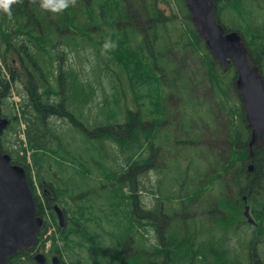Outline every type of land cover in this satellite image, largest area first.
I'll return each mask as SVG.
<instances>
[{
	"label": "trees",
	"instance_id": "16d2710c",
	"mask_svg": "<svg viewBox=\"0 0 264 264\" xmlns=\"http://www.w3.org/2000/svg\"><path fill=\"white\" fill-rule=\"evenodd\" d=\"M181 2L186 11L183 18L190 21L185 3ZM212 2L224 30L238 31L248 47L241 26L230 27L222 22L217 0ZM246 2L233 3L244 21L249 14L240 8ZM157 3L158 0H77L75 7L57 15L22 0L12 6L11 19L0 13V103L10 96L14 86L21 97L18 115L3 114L1 108L0 115L9 120L6 130L17 122V133L20 122L25 125L26 148L17 136L18 148H4L3 132L0 146L12 163L25 169L36 214L44 218L36 246L20 251L9 259L10 264L18 259V264H33L34 249L44 247L47 241L50 253L60 256L61 264H65L63 256L70 264H186L181 254L196 239V233L172 225L170 219H164L170 217L164 210L192 220L195 213L213 217L211 226L227 229L232 228L225 218L229 210L236 209L244 221L242 196L250 202L258 223L255 238L264 239V234L259 233L260 229L264 231V141L254 149L250 160V130L234 87L235 70L233 66L228 68L232 71L228 88L231 86L239 107L229 105L225 72L191 23L180 33L187 37V43L181 37L172 40L169 30L164 36L160 34L162 42H157L159 26L164 28L170 19ZM256 31L261 40V33ZM109 36L118 47L105 51L103 45ZM187 44L203 52L196 54ZM79 48L98 55L100 76L94 86L81 78L69 62ZM4 51L18 56V72L4 69ZM249 52L263 73L256 56ZM120 70L128 81L132 104L127 101L126 87L118 80ZM99 89L102 97L97 99ZM217 94L229 106L228 115L222 111L220 101L213 100ZM203 97L210 99L207 102L210 115L218 123L216 128L195 117L198 105L209 109L206 102H198L204 101ZM52 116L64 119L68 129L53 130L49 120ZM163 131L170 137L166 143ZM193 133L206 139V152L216 154V171L188 179L190 161L177 178L168 179V184L177 188V195L162 180L155 191L151 182L149 188L144 185L142 174L161 169L159 160L174 143V159L180 163L186 159L179 157L180 151L185 147L194 149L200 143ZM104 141L118 146L123 155L124 164H119L118 171L106 169L97 159L102 152L93 145ZM166 145L171 147L166 150ZM26 150L30 152V163ZM58 158L62 163L58 165L63 166L61 173L50 168L51 161ZM86 162L98 172L93 173ZM249 163L253 164L252 172H248ZM212 168L214 164H210ZM69 177L73 180L69 181ZM128 186L133 191L125 192ZM143 189L160 197L159 207L146 208L138 193ZM213 190L219 191L215 197ZM174 200L179 203L177 208L165 207V202ZM55 205L63 212V226L57 222ZM46 217L51 218L57 238L48 235L43 239L49 228ZM150 227L157 233L158 248L150 247L144 238ZM200 255L204 258L202 264L228 263L222 247ZM252 264H264V258L255 254Z\"/></svg>",
	"mask_w": 264,
	"mask_h": 264
},
{
	"label": "rangeland",
	"instance_id": "374dc122",
	"mask_svg": "<svg viewBox=\"0 0 264 264\" xmlns=\"http://www.w3.org/2000/svg\"><path fill=\"white\" fill-rule=\"evenodd\" d=\"M234 0H229L226 3V0H217V6L220 12V19L222 22H224L226 25L230 27H239V25L242 28V35L245 39V41L248 43V47L251 50V52L256 56L257 60L260 63V66L263 70L264 74V0H247V2L243 5V8L240 9L242 11H246L249 14V19L247 21H244L239 13V8L233 4ZM159 6L165 10L167 13L166 15L170 18L169 20L165 21L164 28L162 26H159L158 28V40L157 42H162V35L164 36L165 30H169V34H171V39H175L176 37H181L186 43H187V37L181 36L180 33L185 29V27H191V22L184 20V15L186 13L181 0H160L158 2ZM234 22V23H233ZM233 23V24H231ZM259 30V32L262 35V38L260 40V36L258 35L256 30ZM188 45V44H187ZM190 50L197 53L203 52L202 50L194 49L191 45H188ZM6 54V66H3L4 69L10 68L11 70L18 72L20 69V65L18 63V56L15 53L11 52H5ZM97 60L98 55L96 53L88 48L81 49L79 48L76 52H74L71 55L70 64L71 66L77 70L79 73V76L81 78H84L85 80H89L92 82L93 86L95 85V80L100 76L98 67H97ZM0 60V65H1ZM230 73L232 71L227 70L225 72V75L223 76L224 83L227 84V95L229 99V105L238 106L239 104L236 100V96L231 92V86L229 87V80L228 77H230ZM101 78V77H100ZM118 80L126 87V94L128 95L127 101L129 104H132V96H131V90L128 84V81L126 80L125 74L123 72L118 73ZM20 90L14 86L11 90V94L8 98L4 99L0 103V108L3 111V114L11 115V114H17L20 107L21 97L19 95ZM130 92V93H129ZM98 96L97 99L101 98V90H97ZM221 98V97H220ZM219 95L217 94L216 97L213 98V100H219L220 101V107L224 114L228 115L229 106L227 104H223L220 100ZM95 99L92 102V105H94L97 101ZM204 101L198 100V102H206L209 105V109L206 105H198L195 107V117L197 120H202L203 122H207V125L211 128L218 127V123L215 122L214 117L210 115V104L207 101H210L209 98L203 97ZM123 105V103H120ZM129 106V105H128ZM95 115L92 117L94 118ZM50 120V126L54 130H67L68 125L67 122L58 117V116H52L49 118ZM101 120H104V118H101ZM232 127L234 126L231 123ZM7 128V127H6ZM6 128L3 131V137L5 141H3V147L6 149H9L11 146H14L16 148L19 147V141H21L23 144V147L26 148V139H25V125L20 122L19 130L17 131V122L13 123L12 126L6 130ZM164 135L162 137L165 140V143L169 140V134L165 131ZM198 133L194 134L193 137L197 138ZM17 136V139H16ZM199 137V135H198ZM200 138V143H196V148L194 149H188L184 148L180 151L179 157H185L181 163L178 160L174 159V153H175V147L176 144L174 143V146L170 148L171 146L166 145L165 149H169L168 154L159 160L158 166L161 169H156L152 171H147V174L144 173L141 176V182L148 186L151 182V185H154V191L158 188V184L160 180H162V184L164 185H170L172 188V194L177 195L179 194L177 192V188L174 187L173 184H168V179H174L178 177V172L181 171V168L183 166L187 165L191 161L190 169L192 171L187 172L188 179L196 178L200 176V174L207 173L208 175L211 174L213 171H216V167H218L216 163V154L214 152H206L205 151V143L206 140L203 137ZM76 139V144H77ZM95 148L101 150L102 154L101 157L98 155V158L104 166L107 168L112 167L113 170L118 171L119 170V164H124L123 155L120 153L118 146L114 145L113 143L109 141H104L102 143H96L93 145ZM27 151V150H26ZM27 153L30 154L29 151ZM146 156V152L144 154ZM191 157H195L191 159ZM85 159V157L83 156ZM170 162V167H166V165ZM175 160V161H174ZM62 164L60 159L58 158L56 161H51L50 168L52 171H56L57 173L63 172V166L58 165V163ZM168 162V163H167ZM86 164L90 167V169L93 171V173L98 172L93 166L89 165L88 162ZM210 164H214V168L209 169ZM166 167V168H165ZM164 168V169H162ZM209 169V170H208ZM160 172L161 175L158 174ZM67 174V173H64ZM201 176V178H202ZM73 178L69 177V181H72ZM176 189V190H175ZM133 191V189L128 186L125 187V192ZM140 200L147 204V207H150L151 210L155 209L156 207H159V204L161 203L160 197L158 195L151 194L150 192H145V189L142 191H139ZM219 194V191L213 190L212 191V197H215ZM160 200V201H158ZM164 202V201H163ZM247 203L250 205V202L247 201ZM177 200H174L173 202H165V207L168 208L169 206L173 208L178 207ZM164 214H167V216L170 217H164V219H170L171 224L174 226H184L190 233H196V239L182 252V261L186 260V264H202L204 262V258L201 254V252H207L211 248L214 250L223 249V255L227 258L228 263L227 264H250L251 261V255L253 254H261L264 258V248L260 245L263 244L262 240H259L256 244V246L253 247V240L255 239V229L252 226H249L245 223L242 219H239V216L237 214V210L235 209L233 211L229 210L227 214L225 215V218L228 220L229 224L232 226V228L222 229L218 226H211V223H213V217L208 218L207 216H201L200 214L195 213L194 218L189 219L184 214H172L171 211L168 212L166 209L164 210ZM259 218V217H257ZM45 221L48 222L49 228L48 232L43 236V239L46 238V236L51 235L57 238V232L56 229L53 228V222L51 218L46 217ZM264 234V231L261 232V235ZM144 238L147 239V243L152 248H158L157 245V233L156 231L150 227L149 232L144 235ZM59 242V241H58ZM39 249V247H38ZM50 243L49 241L45 242L44 247L40 248V252L46 255L47 259H50L51 256H53V253H50ZM57 255V254H56ZM58 256V255H57ZM59 257L60 262H62V259ZM65 260V264H70L69 259H65L63 256V261ZM21 261V259L15 260V264H18ZM25 261V260H24ZM32 261V260H31ZM48 264H50L49 260L47 261ZM35 264V263H33Z\"/></svg>",
	"mask_w": 264,
	"mask_h": 264
},
{
	"label": "water",
	"instance_id": "95a60500",
	"mask_svg": "<svg viewBox=\"0 0 264 264\" xmlns=\"http://www.w3.org/2000/svg\"><path fill=\"white\" fill-rule=\"evenodd\" d=\"M190 20L197 34L223 70L230 63L236 71L235 88L238 91L250 137L247 143L249 159L254 157L253 149L264 141V78L249 56V51L237 31L226 32L218 23L212 0H184ZM8 119L0 116V132ZM248 171H253L249 163ZM54 211L60 226L64 217L58 206ZM244 217L249 224H256L245 205ZM43 226V218L36 214L35 202L23 167L13 164L8 154L0 148V264H10L8 259L21 250L36 245L37 232ZM33 259L45 264L43 253L36 252ZM51 264H60L53 256Z\"/></svg>",
	"mask_w": 264,
	"mask_h": 264
},
{
	"label": "clouds",
	"instance_id": "9594fccd",
	"mask_svg": "<svg viewBox=\"0 0 264 264\" xmlns=\"http://www.w3.org/2000/svg\"><path fill=\"white\" fill-rule=\"evenodd\" d=\"M21 2L22 0H0V13L7 15L11 19L12 6ZM76 2L77 0H29V4L35 5L39 10L57 15L70 7H75ZM117 47V41H113L111 36L103 45L105 51L115 50Z\"/></svg>",
	"mask_w": 264,
	"mask_h": 264
},
{
	"label": "flooded vegetation",
	"instance_id": "af4514ba",
	"mask_svg": "<svg viewBox=\"0 0 264 264\" xmlns=\"http://www.w3.org/2000/svg\"><path fill=\"white\" fill-rule=\"evenodd\" d=\"M262 247L264 248V243L262 244Z\"/></svg>",
	"mask_w": 264,
	"mask_h": 264
},
{
	"label": "bare ground",
	"instance_id": "6f19581e",
	"mask_svg": "<svg viewBox=\"0 0 264 264\" xmlns=\"http://www.w3.org/2000/svg\"><path fill=\"white\" fill-rule=\"evenodd\" d=\"M8 78V77H7Z\"/></svg>",
	"mask_w": 264,
	"mask_h": 264
}]
</instances>
